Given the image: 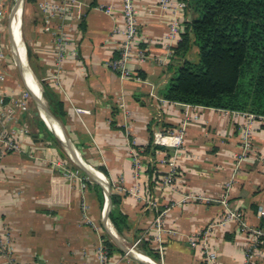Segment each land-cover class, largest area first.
<instances>
[{
  "label": "crops",
  "instance_id": "crops-1",
  "mask_svg": "<svg viewBox=\"0 0 264 264\" xmlns=\"http://www.w3.org/2000/svg\"><path fill=\"white\" fill-rule=\"evenodd\" d=\"M80 1V17L65 22L76 54L56 56L54 34L63 20L48 21L40 9L27 35L30 66L25 48L20 52L26 60L24 83L39 93L43 105L37 102V111L21 119L30 131L25 151L0 158V233L7 231L12 245L6 254L0 250V264H99L97 247L108 238L114 241L112 233L124 245L146 234L160 259L139 253L142 258L134 255L138 260L115 242L124 253H114L107 264H152L148 256L158 264H212L191 238L223 220L229 209L241 213L247 226L264 231V215L259 214L264 209V121L252 122V148L242 154L247 117L160 95L171 75L174 49L191 21L184 1L170 0L171 9L162 11L160 0H137L145 57L132 67L140 79H121L108 64L119 54L120 38L113 28L123 23L122 0ZM109 6L111 13L106 12ZM173 17L180 23L176 37L169 34ZM28 71L36 86L27 85ZM5 88H17L8 84V76ZM122 102L131 110L129 118ZM150 125L185 127V144L150 153ZM67 143L74 157L96 173L63 154ZM132 150L141 161L139 169ZM66 166L79 170L80 177L68 178ZM169 174L172 183L167 185ZM112 194L119 197L116 206ZM113 207L126 216L123 236L110 218ZM249 235L235 219L216 226L210 244L218 263L243 264ZM261 244L253 264H264L263 240Z\"/></svg>",
  "mask_w": 264,
  "mask_h": 264
},
{
  "label": "trees",
  "instance_id": "trees-1",
  "mask_svg": "<svg viewBox=\"0 0 264 264\" xmlns=\"http://www.w3.org/2000/svg\"><path fill=\"white\" fill-rule=\"evenodd\" d=\"M191 21L172 54L171 75L160 91L169 101L264 116V0H183ZM42 93V91H40ZM148 151L155 154L161 145ZM118 196L111 195L112 205ZM110 218L119 235L128 227L126 216L115 207ZM264 236L260 238V244ZM108 255L124 253L110 238ZM159 259L150 240L140 245Z\"/></svg>",
  "mask_w": 264,
  "mask_h": 264
},
{
  "label": "built area",
  "instance_id": "built-area-1",
  "mask_svg": "<svg viewBox=\"0 0 264 264\" xmlns=\"http://www.w3.org/2000/svg\"><path fill=\"white\" fill-rule=\"evenodd\" d=\"M7 0H0V21L5 14V5ZM170 0H160L159 6L162 11H167L171 9ZM83 2L80 0H42L40 2V8L45 18L52 20L55 17H59L63 20L62 25L60 24L57 31L54 34L55 39V48L56 56L59 59H63L68 51L76 54V51L73 48V44L70 41V37L66 31L67 26L66 20H74L75 18L80 17L81 8ZM181 5L184 7L186 3L183 2ZM123 23L116 24L113 28L114 36L120 38L119 41V54L109 60V66L118 73L121 79L129 78H138L134 72L132 64L135 61H141L144 59L145 54L144 50L139 46L140 40V28L138 20V8L137 0H122L121 2ZM106 12L111 13V6L106 9ZM65 23V24H64ZM66 27V28H65ZM48 29H51L50 26H47ZM180 31V23L177 17L171 19L169 25V34L171 37H176ZM7 54L3 47L0 46V158L2 154L6 153H23L25 151L26 139L30 136L29 129L21 124V119L23 114L30 111V104L33 98L32 92L28 89H6L5 84L7 80ZM151 96L165 101L163 98H160L155 92H151ZM123 114L126 118L131 116V110L124 102L121 103ZM77 112H86L83 109H76ZM233 112L237 116L247 117V124L244 125L242 129L243 137V153L246 154L250 148L251 141V124L255 119H260L264 121V116H256L254 114L247 115L245 112ZM192 116V115H191ZM192 117L197 118L196 115ZM153 130V144L181 148L185 144V127L179 128L177 130H164V129H154ZM134 154V165L136 169L141 167V161L135 155V151L132 150ZM66 176L68 178H79V170H74L71 167H64ZM165 184L172 183V174H169L164 177ZM153 205L152 201H148ZM260 215H264V209L261 208ZM233 219L241 222L243 229L248 230L250 235V243L246 250V259L243 264H253L254 258L256 256L257 250L260 248V238L264 236V231L259 229H252L247 226L246 222L242 221L241 213H238L234 210H228L227 216L217 222L210 223L198 234L194 235L191 238L192 244L194 246L200 247L204 253V256L207 261L212 264L218 263V254L212 248L210 244V236L213 229L224 222L232 221ZM157 228L161 230V222L157 220ZM87 222H91L90 219H87ZM146 237V234H142L139 237L135 238L132 243L126 245L128 249L133 253L138 251L141 254H145L140 245ZM160 234L158 240H160ZM11 238L9 233L6 231L4 234L0 233V250L6 254L11 249ZM163 246L158 245V252L162 254ZM127 255H130L126 252ZM97 258L99 264H107L110 256L108 251L105 248L104 241H102L97 247ZM152 261V264L156 262L149 258Z\"/></svg>",
  "mask_w": 264,
  "mask_h": 264
},
{
  "label": "rangeland",
  "instance_id": "rangeland-1",
  "mask_svg": "<svg viewBox=\"0 0 264 264\" xmlns=\"http://www.w3.org/2000/svg\"><path fill=\"white\" fill-rule=\"evenodd\" d=\"M17 2H18V4H17ZM14 7H15V13H13ZM21 8H22V10H21ZM38 9L41 10L40 0H7V3L5 5V14H4V17L2 18V20L0 21V46L3 47V49L6 51V54H7V66H6V68H7V72H8V75H7L8 76V84L10 86L15 85L19 89H28V88L26 87L24 80H23L22 66L19 65L18 62L16 63L15 54L19 59L18 54L20 52L18 50L16 33H15V30L13 28L11 21L15 17L18 19L20 17V12L22 11L21 12V18H20V20H18V32H19L20 37L23 40V44L25 46L24 48H25V52H26V56H27V61H28V64L30 66L27 35L32 31L33 25L35 24V22H38V20H39ZM11 26H12V28H11ZM11 34L13 37V45H12ZM13 49H14V51H13ZM14 52H15V54H14ZM30 107H31V109H30L29 113H31L33 111H37L38 104L34 98H32ZM245 113L247 115L252 114V113H248V112H245ZM37 117L40 119L39 115ZM250 148H252L251 141H250ZM69 150L70 149H68L67 147H66V149L64 148L63 154H66L67 158H71L72 157L71 154H73ZM127 245H129V244H127ZM146 254H148V253H146ZM145 256H147V255H145ZM133 257H135V256H133ZM136 259H138V258H136ZM140 261H142V260H140ZM156 264H158L157 261H156Z\"/></svg>",
  "mask_w": 264,
  "mask_h": 264
},
{
  "label": "water",
  "instance_id": "water-1",
  "mask_svg": "<svg viewBox=\"0 0 264 264\" xmlns=\"http://www.w3.org/2000/svg\"><path fill=\"white\" fill-rule=\"evenodd\" d=\"M17 4H18V2H17ZM16 4V5H17ZM13 13H15V7H14V12ZM14 54H15V52H14ZM15 58H16V62H20V60H18L17 59V57H16V55H15ZM32 95H33V98L37 101V102H39V104H42V101L40 100V98L36 95V94H34L33 92H32ZM43 105V104H42ZM41 105V106H42ZM44 110H46V109H44ZM46 111H48L47 113H48V115L49 116H51V117H53L52 116V114H51V112L49 111V110H46ZM38 114H40V109L38 110ZM68 144V143H67ZM66 147L68 148V149H70V147H69V144L68 145H66ZM71 156L73 157V159H74V161L77 163V164H80L81 166H82V168L85 170V171H87V172H89V173H92V171L94 172V173H96V171L94 170V168H92L91 166H89V165H86V164H84V163H82V162H80L78 159H76L74 156H73V154H71ZM107 194H108V197H109V193H108V191H107ZM112 238H113V240L123 249V250H125L126 252H128L129 254H131V255H133L134 256V254L128 249V247L126 246V245H124L120 240H119V238L115 235V234H113L112 233Z\"/></svg>",
  "mask_w": 264,
  "mask_h": 264
},
{
  "label": "bare ground",
  "instance_id": "bare-ground-1",
  "mask_svg": "<svg viewBox=\"0 0 264 264\" xmlns=\"http://www.w3.org/2000/svg\"><path fill=\"white\" fill-rule=\"evenodd\" d=\"M23 7V6H22ZM21 10H22V8H21ZM22 12V11H21ZM21 12H20V17L17 19L16 17L14 18V19H12V21H11V23H12V25L14 24L13 23V21L15 22V27L13 26V28H14V30H15V33H16V38H17V44H18V46H19V52H22V51H24V44H23V42H22V39H21V37H20V35H19V32H18V20H20V18H21ZM11 28H12V26H11ZM22 55V53L20 54H18V56L19 57H21V66H22V69H23V66H24V68H25V58L24 57H22L21 56ZM26 69V68H25ZM27 71V70H26ZM28 73V78H29V81H30V84L27 82V85H30V86H32V85H34V86H36V83L34 82V79H33V77L31 76V74H30V72L28 71L27 72ZM38 96H39V93H38ZM71 152V151H70ZM71 153H73V152H71ZM73 156H75L74 154H73ZM121 241H123V239H121V238H119ZM126 243V242H125ZM134 255L135 256H138L139 258H142V256L139 254V252L138 251H134ZM145 259V258H144ZM147 260H150L148 257H147Z\"/></svg>",
  "mask_w": 264,
  "mask_h": 264
}]
</instances>
